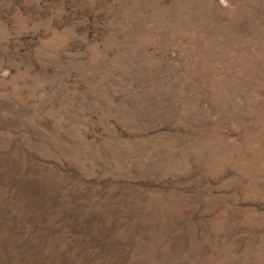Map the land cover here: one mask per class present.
Here are the masks:
<instances>
[{
    "label": "rangeland",
    "instance_id": "rangeland-1",
    "mask_svg": "<svg viewBox=\"0 0 264 264\" xmlns=\"http://www.w3.org/2000/svg\"><path fill=\"white\" fill-rule=\"evenodd\" d=\"M0 264H264V0H0Z\"/></svg>",
    "mask_w": 264,
    "mask_h": 264
}]
</instances>
